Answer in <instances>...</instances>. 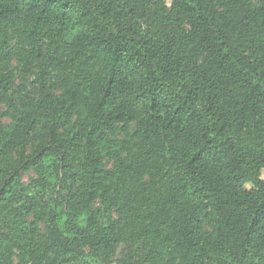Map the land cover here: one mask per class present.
Returning a JSON list of instances; mask_svg holds the SVG:
<instances>
[{
    "label": "trees",
    "instance_id": "obj_1",
    "mask_svg": "<svg viewBox=\"0 0 264 264\" xmlns=\"http://www.w3.org/2000/svg\"><path fill=\"white\" fill-rule=\"evenodd\" d=\"M16 258L264 264V0H0Z\"/></svg>",
    "mask_w": 264,
    "mask_h": 264
},
{
    "label": "rangeland",
    "instance_id": "obj_2",
    "mask_svg": "<svg viewBox=\"0 0 264 264\" xmlns=\"http://www.w3.org/2000/svg\"><path fill=\"white\" fill-rule=\"evenodd\" d=\"M167 1H169V0H167ZM5 122H6V123H10L11 120H10V119H5ZM118 137H119V138H123L122 135H119ZM107 167L110 169L112 166H111V164L107 163ZM36 177H37V176H36V172L33 171V170L28 171V172H24V173H23V184H24L25 186H28L29 184H31V182H32L33 180L36 179ZM95 207H96V208H100V203L97 202L96 205H95ZM30 221H32V218H30ZM39 225H40V228H41V233L43 234V233L45 232L44 224H43V223H40ZM19 262H20V259H19V258H16V259H15V263L18 264Z\"/></svg>",
    "mask_w": 264,
    "mask_h": 264
}]
</instances>
